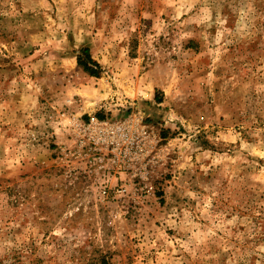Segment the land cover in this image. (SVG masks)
Instances as JSON below:
<instances>
[{"label":"rangeland","instance_id":"1","mask_svg":"<svg viewBox=\"0 0 264 264\" xmlns=\"http://www.w3.org/2000/svg\"><path fill=\"white\" fill-rule=\"evenodd\" d=\"M0 264H264V0H0Z\"/></svg>","mask_w":264,"mask_h":264},{"label":"trees","instance_id":"2","mask_svg":"<svg viewBox=\"0 0 264 264\" xmlns=\"http://www.w3.org/2000/svg\"><path fill=\"white\" fill-rule=\"evenodd\" d=\"M84 55L83 58L81 55H78V64L83 67V69L91 76H100L101 74V66L98 62H96L91 54L89 53V49L86 47L84 48Z\"/></svg>","mask_w":264,"mask_h":264},{"label":"built area","instance_id":"3","mask_svg":"<svg viewBox=\"0 0 264 264\" xmlns=\"http://www.w3.org/2000/svg\"><path fill=\"white\" fill-rule=\"evenodd\" d=\"M119 129H122L121 127H116V128H114V129H111L109 132L112 134V135H115V132L116 133H120L119 132ZM98 130V132H97V134H99V137H98V139H108L109 137H110V135H109V132H107V130H106V128L105 127H101V128H99V129H97ZM111 135V136H112ZM104 193H106V190L104 189Z\"/></svg>","mask_w":264,"mask_h":264}]
</instances>
